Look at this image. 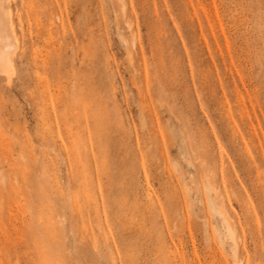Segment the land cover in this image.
I'll use <instances>...</instances> for the list:
<instances>
[{
  "label": "rangeland",
  "instance_id": "374dc122",
  "mask_svg": "<svg viewBox=\"0 0 264 264\" xmlns=\"http://www.w3.org/2000/svg\"><path fill=\"white\" fill-rule=\"evenodd\" d=\"M10 5L0 264H264V0Z\"/></svg>",
  "mask_w": 264,
  "mask_h": 264
},
{
  "label": "bare ground",
  "instance_id": "6f19581e",
  "mask_svg": "<svg viewBox=\"0 0 264 264\" xmlns=\"http://www.w3.org/2000/svg\"><path fill=\"white\" fill-rule=\"evenodd\" d=\"M10 0H0V71H4L8 66L11 67V64L13 62L14 56L17 53V51H21L24 47L22 44L23 43V39L20 38V33L17 32L16 29V25L15 21H14V17L16 16V14H14L15 16L13 17V11L11 8L10 3L14 2L15 0L9 2ZM13 5V4H12ZM14 5H16V2L14 3ZM124 7V6H123ZM16 10V9H15ZM124 10V9H123ZM15 13V12H14ZM18 16V15H17ZM17 23V22H16ZM21 39V40H20ZM22 42V43H21ZM134 42V41H133ZM134 46V44H133ZM128 48V47H127ZM126 48V50H127ZM23 51V50H22ZM20 52L21 55L23 52ZM130 51V50H128ZM18 52V53H19ZM131 52V51H130ZM17 53V54H18ZM17 56V55H16ZM15 56V57H16ZM19 56V55H18ZM21 57V56H20ZM19 57V58H20ZM16 59V58H15ZM15 62V61H14ZM14 64V63H13ZM12 64V65H13ZM14 66V65H13ZM9 67V68H10ZM12 69V67H11ZM10 71V70H9ZM11 72V71H10ZM2 73V72H1ZM3 74V73H2ZM144 97V96H143ZM1 138V137H0ZM208 177V176H207ZM206 177V178H207ZM207 183V181H206ZM212 186V185H211ZM210 184L207 183L206 184V190L207 191H212L214 187L211 188ZM214 191V190H213ZM216 194V192H213ZM212 194V193H211ZM214 194V196L216 197V195ZM218 196V195H217ZM217 200V198H215ZM221 198V197H220ZM212 199V198H211ZM208 200V199H207ZM215 200V201H216ZM220 199H218L217 201H219ZM213 202V201H212ZM222 202V200H221ZM220 203V202H219ZM210 204V203H209ZM216 204V202H215ZM218 204V203H217ZM213 210L215 211V213H218V215L221 217L225 227V230L227 231V234L230 236L233 244L235 245V239H234V228L232 229L229 223L230 220V216L228 213V210L225 207L219 206V207H215L213 206V203L211 204ZM225 206V205H224ZM210 207V206H209ZM211 210V209H210ZM103 211V210H102ZM104 214H105V210H104ZM106 215V214H105ZM231 215V213H230ZM232 217V216H231ZM233 218V217H232ZM213 225V224H212ZM215 226V224H214ZM234 227V226H232ZM218 228V227H217ZM216 230V229H215ZM216 233V232H215ZM218 234V233H217ZM216 234V235H217ZM219 237V236H218ZM221 237V235H220ZM220 240V238H219ZM236 246V245H235ZM235 248V247H233ZM236 253V249H233V254L235 255Z\"/></svg>",
  "mask_w": 264,
  "mask_h": 264
}]
</instances>
